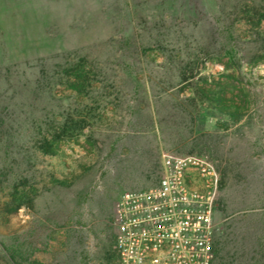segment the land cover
Returning <instances> with one entry per match:
<instances>
[{
  "label": "rangeland",
  "instance_id": "374dc122",
  "mask_svg": "<svg viewBox=\"0 0 264 264\" xmlns=\"http://www.w3.org/2000/svg\"><path fill=\"white\" fill-rule=\"evenodd\" d=\"M263 12L264 0H0V240L29 252L23 264H119L121 195L156 186L164 154L200 155L225 208L214 264H264L253 247V220L264 225ZM81 58L93 87L78 96L65 70ZM218 85L247 95L240 122L199 92ZM56 137L62 151L47 155Z\"/></svg>",
  "mask_w": 264,
  "mask_h": 264
},
{
  "label": "built area",
  "instance_id": "2783aa9c",
  "mask_svg": "<svg viewBox=\"0 0 264 264\" xmlns=\"http://www.w3.org/2000/svg\"><path fill=\"white\" fill-rule=\"evenodd\" d=\"M218 186L207 156L164 154L159 183L118 201L119 264H213Z\"/></svg>",
  "mask_w": 264,
  "mask_h": 264
},
{
  "label": "trees",
  "instance_id": "16d2710c",
  "mask_svg": "<svg viewBox=\"0 0 264 264\" xmlns=\"http://www.w3.org/2000/svg\"><path fill=\"white\" fill-rule=\"evenodd\" d=\"M257 17V24L260 23L262 20H264V12L259 13L256 15ZM255 17V18H256ZM218 31V28H217ZM128 47L134 49L137 53L139 50H141V45L138 44L137 40L133 38L132 40L127 41ZM139 49V50H138ZM223 49V48H222ZM234 50V49H233ZM220 54H216V57L221 61L223 57H226L230 55L232 52H227L225 56L223 55V52L220 51ZM232 56V55H230ZM233 58V56H232ZM256 63V62H255ZM87 60L86 58H81L77 63L71 65L69 68L65 70L66 75V82L65 85L68 89H71L73 92H75L78 96H81L82 94L86 93L87 90L91 87H93V82L91 78V68L87 67ZM91 67V66H90ZM44 74V72L42 71ZM62 81V80H60ZM218 89L214 90H207L205 88H201L199 90L200 94L208 100L212 105L214 106L215 110L219 111L220 114L223 116L228 117L232 123H238L240 122L243 117L245 116L244 113L247 112L248 109V100L247 95L238 92V94H232L230 98L227 97V94L230 92L231 87L230 85L227 86H216ZM235 89V88H234ZM60 129H63V127H60ZM62 143L57 141V137L54 139V141H51L49 143H46V153L50 156H58L60 155L62 149ZM56 182H59L63 186L66 185L65 180H56ZM218 195L216 196L215 200V207L217 209V206L220 204L222 207V210L225 211L223 201L218 198ZM16 197V194L14 195V199ZM18 209V206L10 207V211L16 212ZM256 218L258 217L257 212H251V213H244L243 218L248 216H253ZM253 217V218H254ZM260 221L254 219L253 223L255 224L256 231H260V233H263L261 237H257L253 241V247L256 245L255 251H257L260 254L261 257H264V225L261 224ZM262 222V221H261ZM227 236V229L224 225H221L220 227L217 226V230L214 235V259L213 264L215 262V259L220 260V262L224 261L225 259V251L223 247V238ZM255 242V243H254ZM30 254L28 251L22 252L21 247L17 246L15 243H7L5 241L0 240V264H23V262H28L31 260Z\"/></svg>",
  "mask_w": 264,
  "mask_h": 264
}]
</instances>
